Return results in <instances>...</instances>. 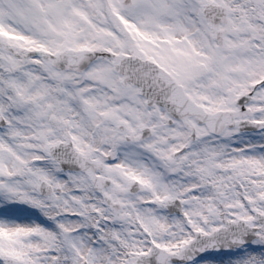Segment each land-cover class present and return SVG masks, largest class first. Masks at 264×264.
<instances>
[{"label": "snow or ice", "instance_id": "6c2138e0", "mask_svg": "<svg viewBox=\"0 0 264 264\" xmlns=\"http://www.w3.org/2000/svg\"><path fill=\"white\" fill-rule=\"evenodd\" d=\"M0 264H264V0H0Z\"/></svg>", "mask_w": 264, "mask_h": 264}]
</instances>
